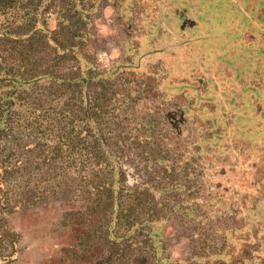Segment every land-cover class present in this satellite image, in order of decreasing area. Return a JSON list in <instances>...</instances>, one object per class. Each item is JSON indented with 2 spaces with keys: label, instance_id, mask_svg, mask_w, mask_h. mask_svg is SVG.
Returning a JSON list of instances; mask_svg holds the SVG:
<instances>
[{
  "label": "rangeland",
  "instance_id": "374dc122",
  "mask_svg": "<svg viewBox=\"0 0 264 264\" xmlns=\"http://www.w3.org/2000/svg\"><path fill=\"white\" fill-rule=\"evenodd\" d=\"M54 1L0 12L6 28L34 16L61 36L84 32L58 66L79 85L41 77L0 90L13 98L14 139H0V168L13 170L7 264H83L103 221L97 183L113 181L150 183L168 204L152 224L161 261L264 264V0ZM216 4L228 32L197 38ZM0 56V68L21 63L9 47Z\"/></svg>",
  "mask_w": 264,
  "mask_h": 264
},
{
  "label": "trees",
  "instance_id": "16d2710c",
  "mask_svg": "<svg viewBox=\"0 0 264 264\" xmlns=\"http://www.w3.org/2000/svg\"><path fill=\"white\" fill-rule=\"evenodd\" d=\"M22 1L0 0V12L4 13ZM32 2L33 0H27V5ZM54 2L50 0L47 9ZM79 16V20H82V16ZM38 25L34 16L14 28L0 25V50L4 51L9 47L17 52L21 61L16 69L0 68V90L16 80L26 82L41 77H50L53 81H59L62 86L79 85L77 77L63 75L58 66L59 62H64L66 58L61 51L76 56V40L80 39L84 32L76 29L66 36H61L57 29L48 30ZM38 53L45 56L37 59ZM4 99L3 101L0 96V123H4L3 128L0 124V139H14L11 134L13 126H10V110L5 107L13 103V98ZM96 142L98 146L99 141ZM98 152L103 155L99 148ZM12 173L11 168H0V195L3 194L0 196V264L10 262L15 253V234L5 226L6 221L1 215V210L8 205L4 182ZM96 190L99 200L95 203V210L101 213L100 220L103 221L97 224L91 236L83 241L88 244V248L83 251V264H202L198 254L200 252L186 260L171 261L166 257L162 261L158 259L159 252L154 246L152 224L166 215L168 204L154 201L155 193L150 183L130 190H122L114 181L102 185L97 183ZM124 197L128 199L126 206L122 203ZM120 228L122 233L119 232ZM6 244L11 248L9 252L5 251ZM92 247L94 249L91 255L86 258ZM210 264L226 263L215 261Z\"/></svg>",
  "mask_w": 264,
  "mask_h": 264
},
{
  "label": "crops",
  "instance_id": "0c3cea01",
  "mask_svg": "<svg viewBox=\"0 0 264 264\" xmlns=\"http://www.w3.org/2000/svg\"><path fill=\"white\" fill-rule=\"evenodd\" d=\"M213 17L212 20L209 18H205L202 23H200V29L205 28L203 31V35L198 36L197 38H204L206 36H220L223 37L224 31L228 32L227 25V12L224 8H221L220 4H216L213 6ZM210 23V27L208 28V24Z\"/></svg>",
  "mask_w": 264,
  "mask_h": 264
}]
</instances>
